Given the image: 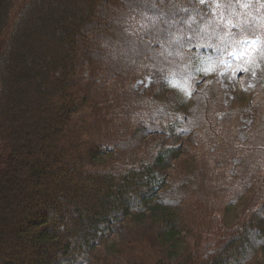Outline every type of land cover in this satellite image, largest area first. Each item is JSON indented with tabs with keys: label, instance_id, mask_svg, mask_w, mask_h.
I'll return each instance as SVG.
<instances>
[{
	"label": "trees",
	"instance_id": "obj_1",
	"mask_svg": "<svg viewBox=\"0 0 264 264\" xmlns=\"http://www.w3.org/2000/svg\"><path fill=\"white\" fill-rule=\"evenodd\" d=\"M65 2L0 0V264H264V37L245 144L202 69L264 0Z\"/></svg>",
	"mask_w": 264,
	"mask_h": 264
},
{
	"label": "rangeland",
	"instance_id": "obj_2",
	"mask_svg": "<svg viewBox=\"0 0 264 264\" xmlns=\"http://www.w3.org/2000/svg\"><path fill=\"white\" fill-rule=\"evenodd\" d=\"M249 0H245V4H248ZM66 6L64 7V16L65 18L69 17L71 14H76L72 9V5H77L82 10L88 7L86 0H67ZM57 8V7H56ZM55 7V11L57 10ZM63 8L62 6L60 9ZM52 9V10H53ZM234 20L226 21L227 25H233ZM235 25V24H234ZM264 37V24L259 32L254 33L253 36H239L237 39L236 47L231 50L229 53L221 56L220 66L221 68L215 73L210 74L209 68L207 65L202 67L205 78H213L214 85L219 91V96L222 104V109L220 113L215 115L214 122L219 123L218 126H222V131L225 133L226 138L230 140L233 139V143L240 142L245 144L250 139V129L254 123V120L258 118V109L259 104L256 101V97L259 95L257 90V76L253 73L252 60L255 57L256 51L260 46V42ZM212 75V76H211ZM152 77L149 74H144L140 77L133 79V82H128L126 87L133 91H145L151 84ZM101 81L95 80V83ZM205 82V79L202 80L200 85L202 86ZM102 85V84H101ZM106 85V83H104ZM78 86H73L71 89L72 93L78 91ZM246 88L248 92L247 98L250 99L245 105H241L240 93L242 89ZM252 93V94H251ZM250 94V95H249ZM238 110V111H237ZM264 121V117L261 119ZM226 127L227 132L224 131L223 127ZM217 143L219 142L218 139ZM215 148V147H213ZM239 157H234L229 161L230 168H234L238 165ZM64 182L68 181V178L63 179ZM119 233L115 237L117 242H119L122 235L125 238L124 228L121 227ZM122 234V235H121ZM118 235V236H117ZM209 241L204 247L202 241L200 249L205 253L215 246L217 238L215 236L206 239ZM193 246L194 242H190ZM102 250V249H101ZM207 251V252H206Z\"/></svg>",
	"mask_w": 264,
	"mask_h": 264
}]
</instances>
